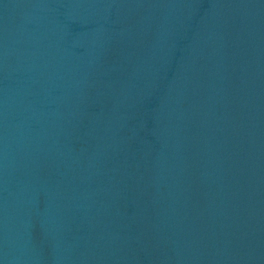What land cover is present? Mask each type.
Returning <instances> with one entry per match:
<instances>
[{
    "label": "water",
    "instance_id": "obj_1",
    "mask_svg": "<svg viewBox=\"0 0 264 264\" xmlns=\"http://www.w3.org/2000/svg\"><path fill=\"white\" fill-rule=\"evenodd\" d=\"M0 264H264V0H0Z\"/></svg>",
    "mask_w": 264,
    "mask_h": 264
}]
</instances>
